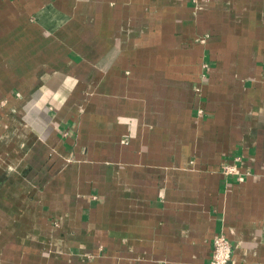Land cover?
Returning <instances> with one entry per match:
<instances>
[{
    "label": "crops",
    "instance_id": "1",
    "mask_svg": "<svg viewBox=\"0 0 264 264\" xmlns=\"http://www.w3.org/2000/svg\"><path fill=\"white\" fill-rule=\"evenodd\" d=\"M221 232L264 264V0H0V264H208Z\"/></svg>",
    "mask_w": 264,
    "mask_h": 264
},
{
    "label": "built area",
    "instance_id": "2",
    "mask_svg": "<svg viewBox=\"0 0 264 264\" xmlns=\"http://www.w3.org/2000/svg\"><path fill=\"white\" fill-rule=\"evenodd\" d=\"M207 68V63L203 64ZM205 78V73L203 74ZM239 157H235L233 162L224 161L221 170L225 176H236L240 174L238 162ZM208 264H236L233 255V244L225 233L218 234L213 242V248Z\"/></svg>",
    "mask_w": 264,
    "mask_h": 264
}]
</instances>
